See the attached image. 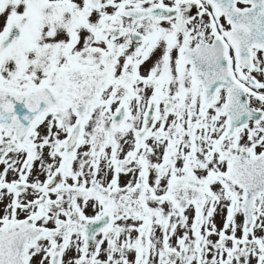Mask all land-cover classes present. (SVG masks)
Segmentation results:
<instances>
[{
	"label": "snow or ice",
	"instance_id": "6c2138e0",
	"mask_svg": "<svg viewBox=\"0 0 264 264\" xmlns=\"http://www.w3.org/2000/svg\"><path fill=\"white\" fill-rule=\"evenodd\" d=\"M0 264H264V0H0Z\"/></svg>",
	"mask_w": 264,
	"mask_h": 264
}]
</instances>
